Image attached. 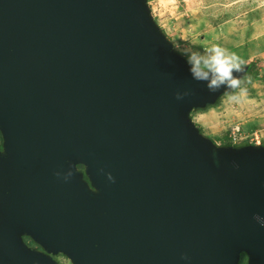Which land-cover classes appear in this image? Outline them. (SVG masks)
Wrapping results in <instances>:
<instances>
[{
  "label": "water",
  "instance_id": "95a60500",
  "mask_svg": "<svg viewBox=\"0 0 264 264\" xmlns=\"http://www.w3.org/2000/svg\"><path fill=\"white\" fill-rule=\"evenodd\" d=\"M227 91L148 0H0V264H264V148L191 116Z\"/></svg>",
  "mask_w": 264,
  "mask_h": 264
},
{
  "label": "rangeland",
  "instance_id": "374dc122",
  "mask_svg": "<svg viewBox=\"0 0 264 264\" xmlns=\"http://www.w3.org/2000/svg\"><path fill=\"white\" fill-rule=\"evenodd\" d=\"M148 5L155 22L186 62L188 50L202 51L219 44L248 68L240 86L246 90L243 96L231 99L230 95L239 94L236 89L216 107L192 113L201 133L219 147L229 145V135L238 128L242 136L258 134L264 139V0H148ZM200 115L211 122L209 126L196 121ZM245 144L235 149L242 151ZM54 259L72 264L62 255Z\"/></svg>",
  "mask_w": 264,
  "mask_h": 264
},
{
  "label": "clouds",
  "instance_id": "9594fccd",
  "mask_svg": "<svg viewBox=\"0 0 264 264\" xmlns=\"http://www.w3.org/2000/svg\"><path fill=\"white\" fill-rule=\"evenodd\" d=\"M186 56L193 78L196 81L206 82L210 92L215 93L221 86H226L228 91L225 92V95H230V90L234 92L236 89H240L238 95H230L233 100H237L245 94L246 90L240 87L241 78L234 76V73L243 71L242 61L235 53L229 52L219 44H214L202 51L188 50ZM189 94L177 92L176 99L183 100ZM56 175L59 177V173ZM72 175L73 173L69 172L65 180ZM108 177L110 180L114 179L110 173ZM254 218L261 226H264V218L259 215ZM183 259H188L187 255H184Z\"/></svg>",
  "mask_w": 264,
  "mask_h": 264
},
{
  "label": "built area",
  "instance_id": "2783aa9c",
  "mask_svg": "<svg viewBox=\"0 0 264 264\" xmlns=\"http://www.w3.org/2000/svg\"><path fill=\"white\" fill-rule=\"evenodd\" d=\"M229 142L233 146L241 143H246L251 146H261L264 143V139H259L258 134L242 136V131L238 128L236 130H233L229 135Z\"/></svg>",
  "mask_w": 264,
  "mask_h": 264
},
{
  "label": "trees",
  "instance_id": "16d2710c",
  "mask_svg": "<svg viewBox=\"0 0 264 264\" xmlns=\"http://www.w3.org/2000/svg\"><path fill=\"white\" fill-rule=\"evenodd\" d=\"M242 68H244V67H242ZM247 69H248V68H247ZM227 138H228V137H227ZM228 143H230V142H229V139H228ZM215 144H216V143H215ZM241 145H243V143H241ZM238 146H240V145H234V146H233V145L229 144V145H221L220 148H232V147H233V149H235V148H237ZM0 147H1V145H0ZM218 147H219V146H218ZM248 147H252V146L249 145V144H245V146H244L243 148L246 149V148H248ZM261 147L264 148V143L261 145ZM81 171H83V174H84L85 179H86L87 176H86V173H85L84 169L81 168ZM24 240H25V242H26L27 245H29V246H31V247H35V245H34L29 239L25 238ZM243 260H246V261H247V257H246L245 254H242V255H241V259H240V263H241V264H243Z\"/></svg>",
  "mask_w": 264,
  "mask_h": 264
},
{
  "label": "bare ground",
  "instance_id": "6f19581e",
  "mask_svg": "<svg viewBox=\"0 0 264 264\" xmlns=\"http://www.w3.org/2000/svg\"><path fill=\"white\" fill-rule=\"evenodd\" d=\"M235 43V42H234ZM196 121L198 123H201L203 126H209L211 122H209L208 119H206L204 116L200 115L196 118Z\"/></svg>",
  "mask_w": 264,
  "mask_h": 264
}]
</instances>
